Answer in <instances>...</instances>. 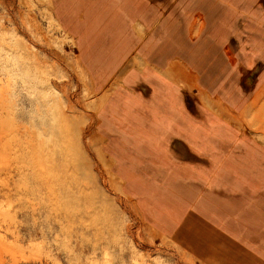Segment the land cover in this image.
<instances>
[{"label": "crops", "instance_id": "1", "mask_svg": "<svg viewBox=\"0 0 264 264\" xmlns=\"http://www.w3.org/2000/svg\"><path fill=\"white\" fill-rule=\"evenodd\" d=\"M109 2L100 24L88 3L53 7L94 89L116 81L96 115L113 173L145 222L195 255L219 261L212 244L239 235L264 264V244L249 241L264 239V142L218 111L240 114L264 86V0ZM151 191L185 194L172 212ZM242 206L253 216L232 211Z\"/></svg>", "mask_w": 264, "mask_h": 264}, {"label": "rangeland", "instance_id": "2", "mask_svg": "<svg viewBox=\"0 0 264 264\" xmlns=\"http://www.w3.org/2000/svg\"><path fill=\"white\" fill-rule=\"evenodd\" d=\"M77 1L89 4L92 24L102 22L99 3L110 4ZM53 6L0 0V264H255L239 235L235 242L217 238L219 261L209 262L145 222L97 131V112L116 81L94 89ZM100 63L94 65L104 74ZM218 111L264 142V86L240 114ZM150 193L172 212L185 194ZM184 206L179 210L189 213ZM243 208L252 215L246 206L232 211ZM245 224L252 226L251 218Z\"/></svg>", "mask_w": 264, "mask_h": 264}]
</instances>
